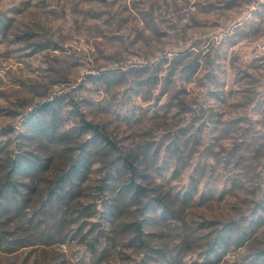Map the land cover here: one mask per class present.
I'll use <instances>...</instances> for the list:
<instances>
[{"label": "rangeland", "instance_id": "obj_1", "mask_svg": "<svg viewBox=\"0 0 264 264\" xmlns=\"http://www.w3.org/2000/svg\"><path fill=\"white\" fill-rule=\"evenodd\" d=\"M0 264H264V0H0Z\"/></svg>", "mask_w": 264, "mask_h": 264}, {"label": "trees", "instance_id": "obj_2", "mask_svg": "<svg viewBox=\"0 0 264 264\" xmlns=\"http://www.w3.org/2000/svg\"><path fill=\"white\" fill-rule=\"evenodd\" d=\"M189 68V67H187ZM191 69L187 70V75H191V73H193V71L195 70V65L194 66H191L190 67ZM44 108H46V110H49V109H54L55 107V104H54V101H49V102H45L44 105H43ZM53 118V117H52ZM32 122H34V124L36 126H39L41 125L42 123H44L46 120H42V116H40L37 112H31L30 114V118H29ZM55 121L54 119H51L48 121V125L51 126V124H54ZM81 128L82 129H85V130H90L93 135H94V138H98L100 141H102L104 144L108 145L110 148H113L115 147L113 141L110 139V137L107 135V133L101 128L99 127L98 125L96 124H93L92 122L84 119V118H81ZM51 130V129H50ZM50 134H53V131H49ZM125 163H127L128 165L132 166V163L129 162L127 159H125L124 161ZM27 166H29V168H33L35 170L39 169V164L34 162V161H29V162H23V161H19V160H15V162L13 163L12 167H11V170L9 171V174L7 175V179L5 181V183H9L10 186L14 188V182L10 179H12V173L14 172H19V171H23ZM30 168V169H31ZM135 171V170H134ZM129 188L133 187V183L132 185H129L128 186ZM138 188L136 186V188L132 191L134 193V195H136L138 193ZM167 208L165 207L163 209V211H165Z\"/></svg>", "mask_w": 264, "mask_h": 264}]
</instances>
